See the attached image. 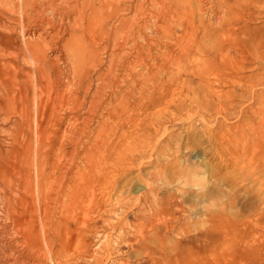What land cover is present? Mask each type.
Listing matches in <instances>:
<instances>
[{"label":"bare ground","instance_id":"bare-ground-1","mask_svg":"<svg viewBox=\"0 0 264 264\" xmlns=\"http://www.w3.org/2000/svg\"><path fill=\"white\" fill-rule=\"evenodd\" d=\"M223 188L255 206L212 211ZM233 239L264 248V0H0V264H208Z\"/></svg>","mask_w":264,"mask_h":264},{"label":"rangeland","instance_id":"rangeland-1","mask_svg":"<svg viewBox=\"0 0 264 264\" xmlns=\"http://www.w3.org/2000/svg\"><path fill=\"white\" fill-rule=\"evenodd\" d=\"M237 124V121L235 118H231L229 119L225 125L230 126V125H235ZM93 136L91 135L89 138H92ZM200 150L202 151V148H200ZM111 160V159H110ZM108 160L107 162L110 163L111 161ZM209 160V161H208ZM207 162V165L204 166L205 170H204V177L207 179H210V174L208 173L210 171V166H212L214 164V162H212V160H210V156H207L205 161ZM152 172H155V170L152 169H146L145 171L142 172V174H150ZM202 172V171H201ZM137 173L134 172L133 175L131 177H128L130 179L134 178L135 175ZM225 173L222 172L220 174V176H223ZM127 179H122L120 186H125V182ZM131 188H135L136 189H140L138 186L137 187H131ZM167 190L164 189H160L157 192V196L159 198H162L163 196H165L167 193L165 192ZM169 192V191H168ZM253 194L251 191L245 192V191H239L238 193H236V197L233 200V204L232 207H228L227 206V198H228V189L223 188L222 192L219 194H215L214 198H212L209 203H207V205H209V207L211 208L212 211L215 210L216 206L220 205V204H224L226 206V213L229 215H233V216H246L251 209L255 206L254 203V198H252ZM115 199V195L112 198V202ZM192 200V199H191ZM194 200L191 201V203H193ZM185 208H187L186 206H184ZM199 209V208H198ZM111 220H114L113 217L109 218ZM206 219V218H205ZM200 220H203V217L201 215L194 217V222H195V226L193 225L191 228L192 230H194V227H196L199 231H202V229L200 228V223H204L203 227L208 228L210 223L207 225L205 222H199ZM93 227H98V225H92ZM108 232V231H106ZM195 234V233H193ZM88 241H92V239H88ZM199 245H203L200 241H199ZM239 244L236 243V240H232V241H227V243H224V245L222 246L223 251L216 254V255H209L207 257V262L208 264H264V248H261L259 251L255 252V254H253L252 256L250 255H244L241 256L240 254V248H239ZM199 249H195V252L197 254L198 257L203 256L204 257V253L201 250L200 247H197ZM210 248V247H209ZM237 249V250H236ZM210 251V249H208ZM234 250V251H233ZM77 264H84L83 262H79Z\"/></svg>","mask_w":264,"mask_h":264}]
</instances>
